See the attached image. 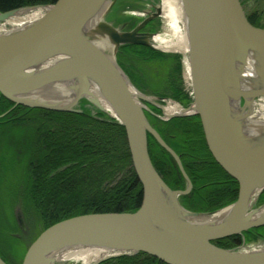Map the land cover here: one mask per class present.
I'll return each instance as SVG.
<instances>
[{
	"label": "water",
	"instance_id": "water-1",
	"mask_svg": "<svg viewBox=\"0 0 264 264\" xmlns=\"http://www.w3.org/2000/svg\"><path fill=\"white\" fill-rule=\"evenodd\" d=\"M117 2L57 0L0 11L2 25L18 11L42 10L0 31V97L14 106L60 112L84 113L91 105L115 118L125 128L143 195L136 211L81 214L51 225L28 247L22 264H58L60 254L75 248L107 252L91 264L139 253L167 264H264V246L244 247V233L264 226V204H258L264 191V28L249 21L241 0H179L192 101L161 118L198 115L212 156L239 183L234 202L194 211L181 202L193 184L179 155L147 118L146 102L154 98L118 61L127 45L166 51L155 45V32L141 31L162 15L161 3L127 29L132 20L117 19ZM50 88L60 92L42 95ZM148 134L175 159L185 190L172 189L157 171ZM207 216L217 218L199 221ZM233 235H241L243 244L214 243ZM0 264L8 263L0 256Z\"/></svg>",
	"mask_w": 264,
	"mask_h": 264
},
{
	"label": "trees",
	"instance_id": "trees-1",
	"mask_svg": "<svg viewBox=\"0 0 264 264\" xmlns=\"http://www.w3.org/2000/svg\"><path fill=\"white\" fill-rule=\"evenodd\" d=\"M57 0H0V11L52 4ZM255 26H264L251 16ZM139 59L153 61L167 54L146 46L127 45ZM123 47V48H124ZM176 56L181 59L179 54ZM181 73V62H177ZM133 82L142 86L137 78ZM173 97L189 105L192 95L179 84ZM0 97V196L12 210L21 206L38 215L42 231L64 219L88 213L136 211L142 203V185L133 168L125 128L108 114L74 113L29 108ZM12 108V109H11ZM153 117V116H151ZM159 134L179 155L193 189L183 196L190 210L211 212L238 198L239 183L212 156L200 117L193 115L167 122L154 120ZM148 150L157 171L172 189H180L185 179L172 155L148 134ZM258 204H264V191ZM12 219V218H11ZM6 222L0 230V256L17 254L22 246L13 233L16 222ZM41 231V232H42ZM245 240L264 237V226L244 233ZM214 243L235 248L243 243L233 235ZM1 245L12 250L6 252ZM167 264L145 253L122 256L102 264Z\"/></svg>",
	"mask_w": 264,
	"mask_h": 264
},
{
	"label": "rangeland",
	"instance_id": "rangeland-1",
	"mask_svg": "<svg viewBox=\"0 0 264 264\" xmlns=\"http://www.w3.org/2000/svg\"><path fill=\"white\" fill-rule=\"evenodd\" d=\"M135 1L136 0H133V1L128 0V3H127V1L124 0L123 4L129 5V3L131 2L136 5L135 7L141 6L140 9H133V8L130 9L131 11H135L139 16H141L143 13H145L144 10L150 9L152 5H160L162 0H152L153 3L150 0H137L138 1L137 3H135ZM118 3H119V0H118ZM241 3L243 5L245 12L247 13H251L255 10H259L261 12V24L264 26V0H241ZM117 15H120V14H117ZM127 15H130V14H127ZM123 17L126 18L127 16L125 15ZM166 28H167L166 22H165V18L163 14L154 23L148 25L149 30L154 31L156 34H162V35L166 34ZM164 53L167 54L165 57L162 56V59H155L153 61H150V63L147 64L146 66L150 68V73L148 74L151 78V81H146V83H144L143 78L137 75L138 80L141 81L143 85L139 86L136 84V86L154 99H155V93H157V94L167 96L168 98H172L173 100L176 101V99L173 97L176 91L175 86L178 87V85L180 84L185 92L190 93L191 81L188 76L189 72H188V67L186 64V55L185 53H182V52L177 53L175 51H169V52L165 51ZM176 54H179L181 56V59H179L176 56ZM178 61L181 62V65H182L181 73L178 72V68H177ZM168 103L169 101L164 103V106L166 108L169 105ZM176 103L178 104L177 101ZM183 105L185 107V104ZM12 108H14V106ZM85 108L87 112H90L95 115L98 114L97 109L91 105ZM150 122L154 124L153 119H150ZM186 188H187V182L185 180V183L183 187L180 188V190H185ZM189 194L190 192L186 195H189ZM4 196H5L4 194L0 196V230H1L2 224H5L6 222H9V224L10 223L12 224V220L15 221L18 229H16L13 233H15V237L20 240L22 246L18 248L17 254L15 255H11L9 251H12V250H8V248H6L5 246L1 245L2 246L1 248L4 251L9 253V256H7V261L10 264H22L28 247L41 233L42 224L38 218L39 217L38 215H36L35 213L33 214V213L24 212L21 206L15 207L11 212L8 206H5L6 198ZM256 246H264V237L259 236L257 239H253L251 241L245 240L244 247L251 248V247H256ZM130 257H133V256H130ZM117 258L119 257L111 258L108 260H114ZM58 264H84V262L81 260H64V261L58 262ZM108 264H113V262H110Z\"/></svg>",
	"mask_w": 264,
	"mask_h": 264
},
{
	"label": "bare ground",
	"instance_id": "bare-ground-1",
	"mask_svg": "<svg viewBox=\"0 0 264 264\" xmlns=\"http://www.w3.org/2000/svg\"><path fill=\"white\" fill-rule=\"evenodd\" d=\"M162 14L166 22V34H156L154 37V43L157 47L166 51H178L185 53L187 51L188 40L184 28L183 13L179 4V0H162L161 1ZM41 9L37 10H22L18 11L7 23L0 25V31L8 29V26H18L27 21H30L41 14ZM188 73V72H187ZM189 74V73H188ZM189 76V75H188ZM58 88L46 89L42 95L47 97L57 96ZM98 92V91H97ZM60 94V93H59ZM262 112H264V103L261 104ZM180 110V106L177 103L169 102L166 108L167 113H175ZM110 111V110H109ZM264 118V114L262 115ZM252 121L254 118L251 119ZM256 121V120H254ZM249 131V130H248ZM250 135L253 136L251 131ZM254 137V136H253ZM217 216H207L199 218V221H207L215 219ZM107 252L99 248H82L71 249L60 254L58 257L60 260H81L84 264H91L93 261L102 258Z\"/></svg>",
	"mask_w": 264,
	"mask_h": 264
},
{
	"label": "flooded vegetation",
	"instance_id": "flooded-vegetation-1",
	"mask_svg": "<svg viewBox=\"0 0 264 264\" xmlns=\"http://www.w3.org/2000/svg\"><path fill=\"white\" fill-rule=\"evenodd\" d=\"M125 1H127V3H128V0H125ZM131 1H133V0H131ZM150 1L152 2V0H150ZM137 2L138 1L136 0L135 3H137ZM123 3H124V0H119V3L117 2V5H116L117 8H116V12H115L116 17H118L119 21H120V19H121V21L131 19L132 21L129 23V25L127 27V29H131L136 25V23L139 21V19H141L143 16L146 15V13H143L141 16H139L135 11H131L130 9L131 8L140 9L141 6L135 7L136 5L134 3H131V2L129 3V5H127V4L124 5ZM152 7H153V5H152ZM152 7L150 9H152ZM117 14H120V15H117ZM127 14H130V15H127ZM246 14L248 17L251 16L256 22H261V12L259 10H255L251 13L246 12ZM125 15L127 16L126 18L123 17ZM156 20L157 19L150 21L141 31L154 33V31L148 29V25L154 23ZM140 46H142V45H140ZM118 60L121 64V66L125 69V71L129 75H131L132 77L137 78V75H139L141 78H143L144 83H146V81H151V78L148 74V73H150V68L146 67L147 64L150 63V61L147 59H139V56L137 55V52L134 49H126L125 47L122 48L121 53H119V55H118ZM138 82L142 83L139 80H138ZM142 85H143V83H142ZM167 101H172V102L174 101L175 103L177 101L178 104H180L181 106H184L183 105L184 103L181 101H178L177 99L175 101L172 98H168L167 96L155 93V99L153 100V102H146L147 106L150 108L149 111H146V115H147L149 122H150V119H153V120L158 119L160 122H167V121H170V120L175 119V118H185V117H174V118H170V119L161 118V117L165 116V114L167 113L166 107L164 106V103H166ZM161 106L163 108H161ZM151 116H153V117H151ZM187 117H189V116H187ZM151 125L157 130V128L154 124L151 123ZM181 198H182V196H181Z\"/></svg>",
	"mask_w": 264,
	"mask_h": 264
},
{
	"label": "built area",
	"instance_id": "built-area-1",
	"mask_svg": "<svg viewBox=\"0 0 264 264\" xmlns=\"http://www.w3.org/2000/svg\"><path fill=\"white\" fill-rule=\"evenodd\" d=\"M192 87L190 88V94L192 95V91H191ZM175 103V102H174ZM179 105V104H178Z\"/></svg>",
	"mask_w": 264,
	"mask_h": 264
}]
</instances>
